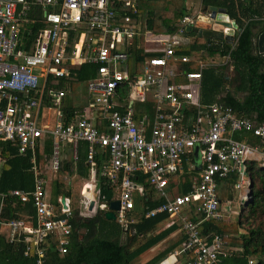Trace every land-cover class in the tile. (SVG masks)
Here are the masks:
<instances>
[{"label":"built area","instance_id":"built-area-1","mask_svg":"<svg viewBox=\"0 0 264 264\" xmlns=\"http://www.w3.org/2000/svg\"><path fill=\"white\" fill-rule=\"evenodd\" d=\"M135 15L137 0H0V142L11 144L20 155L30 154L33 173L31 191L12 190L8 196L31 202L36 226L29 229L22 219L10 218L3 204L0 223L10 243L24 241L25 256L34 249L35 264H44L41 246L48 237L55 239L61 254L71 241L69 198L58 197L55 205L47 197V185L61 169V144L71 146L74 160L79 143L87 145L91 175L116 188L115 220L123 230L133 222L127 219L135 201L147 197L139 175L146 176L163 200L141 215L179 216L183 209L194 213L195 220L180 217L185 240L173 257H192L181 264H216L219 256L229 255L225 235H202L199 226L223 218L219 180L235 174V188L248 187L247 161H257L258 172H264V123L238 116L221 103L202 104V64L196 72H184L186 85L176 83V64L189 57L177 56L175 48L187 28L196 26L197 15L184 16L173 34L155 36ZM133 37L151 55L139 73L128 71L126 50ZM83 63L96 67L86 84V108L66 122L61 107L70 91L71 72ZM148 104L152 113L138 110ZM42 110H51L52 117H43ZM188 110L193 117L186 124ZM45 136L52 140L48 171L35 165V149ZM193 152L199 156V176L190 192L172 195L170 178ZM109 204L100 201L98 189L82 204L80 215L108 211ZM25 233L29 236L22 239Z\"/></svg>","mask_w":264,"mask_h":264},{"label":"trees","instance_id":"trees-1","mask_svg":"<svg viewBox=\"0 0 264 264\" xmlns=\"http://www.w3.org/2000/svg\"><path fill=\"white\" fill-rule=\"evenodd\" d=\"M223 1L227 15L235 21L239 30L234 38L233 46L226 43L223 34L219 32H213L210 38L185 32L181 40L186 41L177 46L175 52L177 56L189 57V61L176 64L178 72L176 83L186 85L184 72H196L202 64L204 65L200 78L202 104L221 103L231 108L238 116L253 117L257 123H264V55L258 53L256 44L258 34L254 33L257 24L260 25L258 28L263 25V22L254 21V18L264 19V0ZM185 3L186 0H137L138 15L134 17L143 20L145 31L152 36L171 35L175 32L179 21L184 16L190 15ZM204 5L208 6L206 3ZM138 44V37H133L126 50L130 73L133 70L137 73L141 72L143 61L151 56L144 53ZM224 57H228L229 62L221 65ZM229 67H232L233 76L227 80L225 77ZM95 68L94 65L83 63L71 72V96L64 99V105L61 107L66 122L72 121L76 116V110H82L85 105L82 97L87 98L86 84L88 79L94 75ZM127 94L128 88H124L123 96ZM138 110L152 113V105H139ZM12 147L9 143L0 142V157L4 159L0 170V194L7 195L4 201L12 208V212H15V215L11 213L10 218L19 219L16 213L25 212V210L28 214L34 212L32 204L30 201L20 202L17 198L8 196V193L13 189L32 190L33 173L29 160L30 155H20L14 149L15 147ZM50 155L48 147L44 148L40 145L35 149L37 169L40 170L43 167ZM78 168L81 169L80 174L85 177L86 170L82 162ZM246 173L252 194L250 200L241 206L237 225L231 223L230 227L225 229L223 225H228L227 222L209 220L206 221V226L199 227V230L201 229L200 231L205 234L209 231L221 235L231 234L230 240L229 238L227 240L228 243L233 241L236 248L240 250L229 249V255L225 257L223 264H264V172L259 176L258 162L247 161ZM69 174L68 168L59 170L56 179L52 182L51 195L53 201H56L55 199L59 196L71 200L74 214L70 221L72 225L71 243L67 253L61 254L57 250L55 239L48 237L41 246L45 252L44 264H131L136 254L128 247L130 238L127 240L122 238L123 232L117 222L106 220L102 211H98L91 219L76 217L80 187L76 186L75 182H70ZM138 180L143 184L147 193L148 199L145 203L148 209L163 202L159 200L153 187L148 184L146 176L139 175ZM99 191L100 201L106 204H109L116 196L115 186L103 179L100 180ZM151 218L141 217L138 223L130 224L128 227L130 230L136 229L139 234L160 219L157 215ZM25 223L28 224V222ZM81 229L87 231L82 241L79 234ZM239 229L243 231L242 235L238 233ZM28 236L25 233L22 239ZM25 246L23 240L10 243L7 229L0 223V264H35L34 249H31L24 257ZM190 259L192 257H188L187 260Z\"/></svg>","mask_w":264,"mask_h":264},{"label":"crops","instance_id":"crops-1","mask_svg":"<svg viewBox=\"0 0 264 264\" xmlns=\"http://www.w3.org/2000/svg\"><path fill=\"white\" fill-rule=\"evenodd\" d=\"M187 1L188 0H186L185 5H186L187 9L191 10L190 15L196 16L197 13L202 10L203 7H206V5H204V3H206L208 5L207 7L211 6V7H216V8H222L225 10L223 0H189L188 5H187ZM196 5H197V7L195 8ZM254 21H257V22L260 21V23L263 22L262 23L263 25L261 24L262 26L260 28H258V26H260V25L257 24V28L254 29L255 34L256 33L260 34L264 29V19L263 18H254ZM143 27H144V22H143ZM238 33H239V30L237 27V30L235 31V34H234V38ZM187 38L189 39L191 37H187ZM185 41L186 40H184V41L181 40V43H183ZM256 44H257V42H256ZM226 58L227 57L222 58L221 65L229 62V59H226ZM232 76H233L232 67H229V69L227 71V76L225 78L227 80H230ZM70 94L71 93L69 91L66 99H68L71 96ZM82 98L84 99L83 102L85 103V105L83 106L82 110H76L75 115L82 114V112L86 108L87 98H85L84 96ZM192 117H193V112L188 110L186 112L185 123L186 124L189 123L190 118H192ZM252 119H253V117H252ZM237 136L238 135H233L234 138ZM40 145H42V147L44 146V148L48 147L50 149V154H51L52 140L49 136H45V137L41 138L38 141V146H40ZM14 149H16V148H14ZM261 152L264 154V147L261 148ZM59 154H60V160H61V170H65L68 168L69 173H70L68 178H69L70 182L71 183L75 182L76 186L79 185V187H80V190H79V198L80 199H79V206L77 207V216L76 217L81 218V219H85V220L93 218L97 214L99 209H96L95 214L90 215V216H81L80 215V213L83 211V205L82 204L88 200H91L94 197L96 191L98 189H100V178L98 176H95V177L92 176L90 171H89V168H88V163L86 161L87 145L84 142L79 143V145L77 147V159L76 160L73 159L72 148L68 144H61L60 145ZM29 160H30V158H29ZM81 162L84 164V167L86 170L85 171V177L80 174L81 169L78 168V166ZM3 163H4V159L0 157V170L2 168ZM48 165H49V159L46 161V163L43 165V167L40 170L46 169L48 171ZM199 173H200L199 156L197 155V152H193L192 154L187 155L183 159L181 169L177 173V175H174L170 178V181H169L170 193L172 195L173 194L182 195L183 193L186 194V193L190 192L194 181L199 176ZM55 179H56V177H54L53 179L51 178V181L47 185L48 186L47 197H48V200L50 203L56 205L57 199H55L56 201H53L52 195H51L52 182ZM237 182H238V179L235 176V174H229L227 178L218 181V194H219V200H220V208H221L224 215H223V218L221 220L214 221V222H221V221L224 223L227 222L228 225H225V224L223 225V227L225 229L227 227H230L231 223H233V224L235 223V222L230 221V218H229L230 214H235L234 210L232 209V207H233L232 204L235 203V200L238 202L240 207L243 205V204H240V202L244 196H246V201L244 202V204L250 200V197L247 198V194L249 192H251V189H249V186L248 187L242 186L240 189H236L235 184ZM189 187H190V189H189ZM13 190H20V189H13ZM11 191H9V193ZM220 195H222V196L220 197ZM2 196H4V194H0V208H1V205L3 204L4 210H5L4 214H8V216H9L10 213H12V214L14 213V215H15V212H12L13 211L12 208L6 204V202L4 201L5 198H2ZM59 197H62V196H59ZM222 197H223V200L221 199ZM147 199H148V197H145L143 199V201L141 199H138L135 201V209L132 212H129L128 219H127V221H129L131 218L133 219V222L130 223L131 225L138 223L140 221L141 217H145L144 215H141L142 212H146L147 210L154 209L163 203L161 201V203L156 205L154 208L148 209L147 205L145 203V201H147ZM160 199L161 198H159V200ZM69 200H70V198H69ZM115 201L118 202L117 194L111 202H115ZM54 202H56V203H54ZM70 203H71V200H70ZM70 207H71V204H70ZM93 207L94 206L92 204L91 208L89 206V209H92ZM226 207H228V208H226ZM33 210H34V208H33ZM0 211H1V209H0ZM102 212H106V211H102ZM115 212L116 211H114V214H115ZM71 213H72V216L69 219V222L71 221V219H73V216H74V214L72 212V208H71ZM16 215L19 217V219H22L24 222H28V224L25 223L27 228L30 229V228H34L36 226L35 211L34 212L32 211L31 213L28 214V212L25 210V212H19V213H16ZM157 216L160 217V219L156 222V224H154L153 226H151L150 228H148L146 230H142L141 232H139V234L137 233L136 229H134V228L130 230V228L127 227L126 230H123L121 225H119L122 229V232H123L122 238L124 237V238H126V240H127V238H130V243L128 244V247H129L130 251H132L133 253L136 254V256H135L134 260L131 262V264H158V263L174 264L176 262H179L181 264L182 262L187 260L188 257H191L190 255H176L175 257H173V255L179 250V248L181 247V244L185 240V235H184L183 231L181 230L180 217H186L188 219H192L191 217L195 218V214L192 213L188 209H183V211L180 213L179 216H168L166 213H159V214H157ZM108 221H110V220H108ZM114 221L117 222L116 220H114ZM205 223L206 222L201 223L199 227L206 226ZM235 224L237 225V222ZM200 232L202 233V235L207 234V233L206 234L203 233L202 231H200ZM209 233H212V231H209ZM238 233L242 235L243 231L241 229H239ZM79 234L81 235L80 240L82 241L84 239V237L86 236L87 231L85 229H81L79 231ZM225 236H226V242H227V245L224 248L225 252H229L230 250H232V251L240 250V248H236L233 241H229L230 243H228V241H227L228 238H229V240L231 238L230 233H225ZM70 239H71V237H70ZM26 256L24 255V257H26ZM224 259H225V257L221 256L220 261L216 264H223Z\"/></svg>","mask_w":264,"mask_h":264},{"label":"water","instance_id":"water-1","mask_svg":"<svg viewBox=\"0 0 264 264\" xmlns=\"http://www.w3.org/2000/svg\"><path fill=\"white\" fill-rule=\"evenodd\" d=\"M197 24L193 28H187V32L195 33L197 36L210 38L213 32L222 33L226 43L231 45L234 41V34L237 30V25L234 20H231L227 15L226 11L222 8L216 7H203L196 16ZM257 49L258 53L264 55V29L258 34L257 37ZM250 189V184H249ZM252 192L247 194V198L250 197ZM63 203V199L61 201ZM240 204H244V199L241 200ZM92 204L90 203V208ZM228 208V207H226ZM119 210V203L117 201L109 204V210L104 212L106 220L114 221V211ZM173 258V257H172ZM161 264V263H158Z\"/></svg>","mask_w":264,"mask_h":264},{"label":"rangeland","instance_id":"rangeland-1","mask_svg":"<svg viewBox=\"0 0 264 264\" xmlns=\"http://www.w3.org/2000/svg\"><path fill=\"white\" fill-rule=\"evenodd\" d=\"M188 3H189V0L187 1V5H188ZM197 4V3H196ZM199 5V4H198ZM197 7V5L195 6V8ZM191 12V10L189 9V14H191L190 13ZM120 43L118 42V46H117V48H121V46L119 45ZM42 115H43V117H52V111L51 110H42ZM262 173H263V171H261V170H259V176H261L262 175ZM222 195H220V197H221ZM222 200H223V197L221 198ZM79 206V202H78V204H77V207ZM232 209L234 210V212H235V214H230L229 215V218H230V221H232V222H237L238 221V214H239V212H240V210H241V207H240V205L238 204V202L235 200V203L234 204H232ZM77 209V208H76ZM221 209V208H220ZM221 213H222V216L224 215L223 214V212H222V210H221ZM227 215V214H226Z\"/></svg>","mask_w":264,"mask_h":264}]
</instances>
